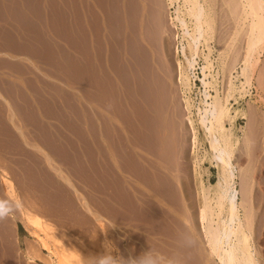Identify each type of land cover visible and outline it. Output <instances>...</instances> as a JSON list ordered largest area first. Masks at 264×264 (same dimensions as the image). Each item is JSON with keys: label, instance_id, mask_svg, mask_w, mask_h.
Listing matches in <instances>:
<instances>
[{"label": "rangeland", "instance_id": "rangeland-1", "mask_svg": "<svg viewBox=\"0 0 264 264\" xmlns=\"http://www.w3.org/2000/svg\"><path fill=\"white\" fill-rule=\"evenodd\" d=\"M189 1L176 0L168 8L166 0H150L147 1L150 9H147L142 0H67L78 21L81 20L80 13L86 14L97 36L94 55L98 64L88 69L87 88L82 94L84 104L93 108L73 114L75 121H86L87 124L79 125L54 114L62 125L55 130L34 125V131L30 133L34 135V140L26 142L11 140L7 128L0 125V176L4 172L10 177L17 198L22 202L20 204L29 212L45 218L52 225L56 240L69 248L81 253L91 250L103 254L105 243L110 242L114 246L111 255L124 259H134L148 249L160 251L164 257L174 251L181 253L184 259L195 249L197 253L193 252L194 257L203 254L205 264H218L209 253L198 222L199 186L193 167L196 154L205 150V158L201 161V179L204 184L214 183L215 163L201 136L194 154L190 153V130L186 124V117L195 121L196 107H200V102L205 100L201 94L204 93L200 82L201 68L209 62V70H205L206 81L210 82L207 94L215 95L212 87L215 85L221 98L229 95L226 108L232 119L224 120L223 127L231 132L229 145L238 171L234 182L241 193L238 195V214L248 254L254 264H264V70H260L264 69V45L261 54L257 51L252 55V60L258 61L255 66L257 74L251 76L250 86L242 88L241 61L247 53V37L250 36V16L245 5L248 0H199L208 21L204 34L207 44L201 40L191 71L186 69L183 55H176L181 63L182 77L180 84L175 83L174 44L179 49L184 44L188 54L190 39L182 35L179 27L173 29L170 26L168 15L174 17L172 12L178 7L188 31L192 32L194 20L190 10L187 11L190 9ZM231 6H238L236 11L239 13L235 14ZM149 13L158 28V31L154 29L156 36H150L153 41L144 36ZM174 32L178 35L177 41L173 39ZM237 57L239 59L236 60ZM231 58H234L233 61ZM184 75L189 80L186 87L183 85ZM9 98L14 108L12 114L29 120V114L20 108L16 97L9 93ZM3 114L4 110L0 107L1 123L4 122ZM163 186L166 187L164 195L159 191ZM172 189L176 192H170ZM166 194H171V199ZM164 196L165 200L162 199ZM175 197L182 203L177 202L181 204V207L177 204L179 209L182 208L179 213ZM0 200H13L3 188L1 177ZM166 201L173 202L171 207ZM183 212H188V215L186 213L181 217ZM165 214L171 218L167 219ZM158 215H164L163 220ZM13 217L0 220V264H54L47 252L37 247L27 233L18 204ZM173 217L181 222L176 221L178 225L175 222L173 225ZM165 219L171 220L172 228L178 233L170 229V223ZM113 220L115 226L105 229L111 226ZM129 223L137 227L131 228ZM159 223L164 224V229ZM180 224L185 226H181L184 231ZM156 225L165 230L163 236ZM3 226L5 229L10 227V237ZM155 228L161 232L159 235ZM166 228L170 229L172 242L168 238L170 235L165 236ZM178 229L194 236L197 245L193 250L186 248L187 252L184 248L182 251L179 246L177 248L178 236L175 234L179 235ZM96 231L95 238H91L89 232ZM134 233L141 235V240L138 241L139 235L136 237ZM168 241L172 245L169 246ZM24 252L32 255V261L24 257ZM194 257H190L195 260H191L192 264L200 262L201 258Z\"/></svg>", "mask_w": 264, "mask_h": 264}, {"label": "bare ground", "instance_id": "bare-ground-1", "mask_svg": "<svg viewBox=\"0 0 264 264\" xmlns=\"http://www.w3.org/2000/svg\"><path fill=\"white\" fill-rule=\"evenodd\" d=\"M142 1L145 2V6L148 9V7H149L148 4L149 3H147V1L150 2V0H142ZM166 1H167V5L169 6L168 8L172 7L174 5V3L176 2V0H166ZM227 1L228 0H226V2ZM234 2H232V4H235ZM244 2H245V0H244ZM216 3H217V1H216ZM158 4H159V2H158ZM188 4H190L189 5L190 9H187V8L186 9H187V11L190 10V14H191V16H192V18L194 20L193 21L194 22V27H193L194 29H193L192 32L188 31V29L186 27V23L184 21V18H183V16H182V14H181V12H180L178 7H176L174 9V11L172 12L174 14V17H172L171 15H168V17H169L168 20H169L170 26L173 29H177L179 27L180 30L182 31V35L183 36H187L190 39L189 40L190 42L188 43V54L185 53V47H183L184 44L181 47L179 46L181 49L178 48V45L174 44L175 45L174 46V55H175L174 69H175V81H176L175 83H177V84L178 83L180 84L182 76H181V73H180V71H181V63H180L179 59L176 58V55H178L179 53H181V56L183 55V57H184L183 60L185 61L186 69L191 71L193 69V66L195 65V62H196L195 56H198V46L201 44V40L203 39L204 43L206 42V44H207V40L204 38V34L206 33V29H208L207 28V24H208L207 22L208 21H207V18L205 16V14H204V9H203L201 3L199 2V0H191V1H189ZM224 5H225V3H224ZM245 5L247 6L248 11H249V14L248 13H246V14H248V16L251 17V18L249 17L251 20L248 18V20L250 22V25H249L250 27L248 25L247 26L249 27L248 33L249 32L250 33L248 35H250V36H248L249 38L247 37V40L249 41V43H248V46H246V48L248 47L247 51H246L247 53L245 52L246 54H244L245 56H243V60L241 61V62H243L242 63L243 68H240L241 69V72H240L241 73V77L244 79V81L240 83L242 88H245L246 86L249 85V82H250V79H251L252 75H256L257 74V67H255V66H256L258 61H257V59H256L257 62L255 61V59L253 61L252 60L253 59L252 55H253L254 52H257V51H258L257 54L260 53L261 50H262V46L264 45V0H248L247 4H245ZM189 6H187V7H189ZM227 7H229V6H227ZM232 7H234V11L233 12H235V14L239 13L238 11H236V8H237V10L239 9L238 6L237 7L236 6H231V9H233ZM129 8L131 10L132 7L129 6ZM149 9H150V7H149ZM129 13H132V12L130 11ZM150 14L151 13H149V17H147V20H146L147 21V23H146L147 24V29H146L147 33H145L146 35L144 34V36L149 37L147 40L153 41V39H151L150 36H152V35L156 36L155 35L156 32H154V29H155V31H158V30H156L158 28H157V22L154 20L153 16H151ZM212 15H214V14L212 13ZM230 20H234V19H230ZM135 33H133V35H136ZM231 35H230V37H231ZM136 36H138V35H136ZM173 39L175 41H177V39H178V35L176 34V32H174V34H173ZM183 40H185V39H183ZM129 53H130V51H129ZM234 53H236V50H235V52H233V54ZM233 59L231 58L230 60L233 61ZM237 59H239V57H237L236 60ZM229 65H231V64H228V66ZM209 67H210V63L207 62V65L203 66L201 68L202 69V78L200 79V82H201L202 86L204 87V93H201V94L204 95V99L205 100L200 102L201 103L200 107H196V113H195L196 119H195V121L191 120L189 117H186V124H187V126H188V128L190 130V135H189L190 136V140H189L190 153L194 154L195 148L197 147V145H199L198 138H199V136H201L203 142L206 144V146L208 148V152L211 155V158L214 161L215 168H216V181L214 183L204 184L202 179H201L202 178V172H203V169L201 167V161L203 160V158H205L206 151L204 150V152H201V154L199 152L196 154V158L193 161V164H194L193 167H194V171L196 173V178L198 180V186H199L198 187V194H199L200 204H199V209H198V212H197L198 213V222H199V224L201 226L200 229L202 230V232L204 234V237L206 239V243H207V246L209 248V253L211 254V256H213L217 260L218 264H254L252 258L248 254L246 241H245V237H244V234H243V231H242V225H241V222H240V219H239V214H238V206L240 204V203H238V195L239 194L241 195V193H240V191L237 190V188L235 186V182H234V180L236 178L235 174L238 173V171L236 170V168L234 166L233 162H234L235 157H234L233 152L231 151L230 145H229L230 133L231 132H230V130L229 131H225L224 127H223V121L224 120H228L229 121L230 119H232V116H230V114L228 112V109L226 108V103L228 102V98H229L228 96L229 95L226 96V98L224 97L225 99L221 98L215 85L212 86L214 88L213 91L215 92V95L211 96L210 94H207L206 88L210 85V82L206 81L207 74L205 73V70H209ZM260 70L263 71L264 69L260 68ZM191 77H192V79L194 78L193 74L191 75ZM228 80H229V78H228ZM231 81H230V83H231ZM188 82H189L188 78L186 77V75H184L183 76V85L186 87L188 85ZM230 85L231 84H229V86ZM207 100H210V101L207 102ZM186 103H187L186 104V108H188L187 107L188 106V102L186 101ZM158 123H159V121H158ZM194 123H196V124H194ZM246 125H247V123H246ZM144 142H146V141H144ZM191 158H192V156H191ZM0 177H1V184H2L3 188L5 189L6 193L10 197H12L13 199H16L17 195H16V189H15V186L13 184V181L4 172L1 173ZM147 180H148V178H147ZM163 188L162 187H161V189L159 188V191L162 192V195H164L166 187L163 186ZM173 190L174 189L170 190V192L173 191ZM174 191L176 192V190H174ZM170 192L167 191V193H170ZM174 194H176V193H174ZM174 194H173V198H172L173 202H174ZM186 194H188V192ZM170 195L166 194L165 196H167L169 198ZM177 195H178V193H177ZM177 195H175V196H177ZM165 196L162 199L165 200V198H166ZM191 197H188V198H190V201H191ZM176 198L177 197H175V201H176ZM169 199H171V198H169ZM178 200H180V199H178ZM168 202L167 203L170 204L169 207H171V203H173V202L172 201H171V203H170V201H168ZM177 202H179V201L175 202L176 205L177 204L179 205V203H181V202H179V203H177ZM190 203H192V202H190ZM178 205H177V207H178ZM18 207L20 209L21 218H22V220L24 222V225H25V227H26V229L28 231L27 233L30 234V237H32V240L37 245V247H39L40 249H42V250L47 252V254L49 255L50 259L52 261H54L53 262L54 264H80V260L83 261V260L88 259V258H96V257H100V256L104 255V253L103 254L102 253L99 254V253H95V252H93L91 250H87L85 253H81V252H78L75 249L67 247L66 245L61 243L59 240L58 241L56 240V238H55L56 236H54L55 234H53V229L51 227L52 225H50L45 220V218H42L41 216L37 215L36 213L34 214V213L29 212V210L24 208L20 203H18ZM175 207H174V210H176V208H177V207L176 208ZM177 209H179V207ZM181 209L182 208H180L178 210V213H179V211L180 212L182 211ZM161 210H162V212L165 211V210H163V208ZM161 210H159V211H161ZM243 210H244V208H243ZM166 211H168V210H166ZM172 212H174V211H172ZM186 213L188 215V212H185V214L183 212L184 215L182 213H180L181 217L182 216H186ZM126 214H128V213H126ZM132 214H135V213H132ZM159 214H162V213L160 212ZM158 216L162 219V217L164 215H162V216L158 215ZM131 217L132 216H130V218ZM165 217H166V214H165ZM187 217H189V216H187ZM154 218H155V216L153 217V219ZM166 218L170 219L171 216H169V218L168 217H166ZM167 219H165V221ZM179 219H180V217H179ZM188 219L190 221V218H188ZM132 220H134V219L132 218ZM136 220H138V219H136ZM173 220H175L174 217L172 219V222H171V220H167V221H169L168 223L171 222L173 225L177 224L176 221H178V220H175V221H173ZM244 221H245V219H244ZM129 222H131V221H129ZM147 222H149V221H147ZM150 222H152V221H150ZM161 222H163V221H161ZM166 222H165V224H166V226H168L167 225L168 223H166ZM174 222H175V224H174ZM179 222H181V221H178V223ZM171 223L169 225L170 229L173 227L171 225ZM129 224H130L129 225L130 227L131 226L133 228L137 227L133 223H132V225H131V223H129ZM154 224H155V222H154ZM156 224H158V223H156ZM161 224H163V223H161ZM133 225H135V226H133ZM250 225H251V223H250ZM181 226H182V224H180V228L183 227V226L182 227ZM156 227H158V225H156ZM159 227H158V229H159ZM164 227L165 226L163 224V226L160 227V228L164 229ZM169 227H167V228H169ZM190 227H191V224H190ZM150 228H151V225H150ZM167 228H166L167 232H166L165 236L170 235V233L168 232V231H170V229L167 230ZM173 228L171 230H174ZM183 228H182V230H183ZM248 228H250V227H248ZM4 229H5V227H4ZM158 229L155 228L156 231ZM163 229H161L162 231L159 229L163 234L158 230V235L160 233H161L160 235H162V236L164 235V231L165 230H163ZM5 230L7 231V234L10 237L12 235V231H11L10 227L7 226ZM138 230H140V229H138ZM182 230L181 231L179 230V232H183L184 231V230L183 231ZM176 231L177 230H174L175 233H178ZM185 231H188V229L187 230L185 229ZM132 232H134V231H132ZM132 232L129 233V234H132ZM152 232H153V230H152ZM172 233H173V231H172ZM249 234H250V232H249ZM134 235L136 236L135 233H134ZM138 235L139 234L137 233V236ZM175 235L178 236V234H175ZM130 237H133V236L130 235ZM140 237H141V235H139V238ZM173 237H174V235H173ZM135 238H134V240H135ZM139 238H138V241L141 240V238L140 239ZM168 238L170 239L171 235ZM174 238H176V237H174ZM174 238H173V241L175 242ZM165 239H164V241L166 242ZM162 240H160V241L162 242ZM130 241H131V239H130ZM170 241H171V239H170ZM170 241H168V243H170L169 246L172 245L171 244L172 241L171 242ZM176 241L178 243V240H176ZM130 244L134 245L133 243H130ZM173 244H175V243H173ZM196 245L197 244H194V246H196ZM178 246L179 245L177 244V248H179ZM194 246H192L191 249ZM130 247H133V246L130 245ZM175 247H176V245H175ZM133 248H137L136 245ZM184 249L187 250L186 248H184ZM191 249L189 248L190 251H191ZM194 250L191 251L192 253H188V255H187L186 252H182V253L187 255V256L185 255L186 257L184 259H183V255L181 253H178V255L179 254L182 255L181 258L183 259L182 260L181 258H179V260H182L180 262V264L181 263L183 264V262L185 264H192L191 260L192 261H195V260H193L190 257H194L195 254L193 252L197 253V251L196 250L194 251ZM171 251H173V250H171ZM181 251H182V248H181ZM207 251H208V249H207ZM187 252H189V251L187 250ZM200 252H202V251H200ZM173 253H174V251H173ZM198 253H199V250H198ZM250 253L252 255V252H250ZM198 255H196V257H198ZM200 255H199L198 259L201 258ZM201 256H202V258H201L202 260L199 259L200 262L197 261L196 263L194 262L193 264H201V261L203 262V260H204L203 259V254ZM24 257L28 261H32V259H33L32 255H30L27 252H24ZM132 257H134V256H132ZM196 257H194V259Z\"/></svg>", "mask_w": 264, "mask_h": 264}, {"label": "crops", "instance_id": "crops-1", "mask_svg": "<svg viewBox=\"0 0 264 264\" xmlns=\"http://www.w3.org/2000/svg\"><path fill=\"white\" fill-rule=\"evenodd\" d=\"M80 17L67 0H0V125L11 140H34V125L55 130L62 125L56 115L87 124L73 114L93 108L82 94L88 69L98 64L97 36L86 14ZM9 93L29 120L12 114Z\"/></svg>", "mask_w": 264, "mask_h": 264}, {"label": "clouds", "instance_id": "clouds-1", "mask_svg": "<svg viewBox=\"0 0 264 264\" xmlns=\"http://www.w3.org/2000/svg\"><path fill=\"white\" fill-rule=\"evenodd\" d=\"M18 203H22L19 201V198L0 200V220L11 218L17 210ZM114 222L115 220L111 221V226H106L105 229L114 227ZM96 233L97 231L89 232V235L91 238H95ZM178 244L180 248H191L195 244L194 236L188 232H180L178 235ZM104 247V255L96 258H88L83 261L80 260V264H179V255L175 252L168 257H164L158 251L148 249L134 259L131 257L124 259L111 255L114 246L110 242H106Z\"/></svg>", "mask_w": 264, "mask_h": 264}, {"label": "trees", "instance_id": "trees-1", "mask_svg": "<svg viewBox=\"0 0 264 264\" xmlns=\"http://www.w3.org/2000/svg\"><path fill=\"white\" fill-rule=\"evenodd\" d=\"M21 227L19 226V229H20Z\"/></svg>", "mask_w": 264, "mask_h": 264}, {"label": "water", "instance_id": "water-1", "mask_svg": "<svg viewBox=\"0 0 264 264\" xmlns=\"http://www.w3.org/2000/svg\"><path fill=\"white\" fill-rule=\"evenodd\" d=\"M136 37V36H135Z\"/></svg>", "mask_w": 264, "mask_h": 264}]
</instances>
